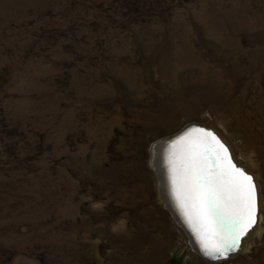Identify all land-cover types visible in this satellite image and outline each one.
Wrapping results in <instances>:
<instances>
[{
	"label": "rangeland",
	"instance_id": "obj_1",
	"mask_svg": "<svg viewBox=\"0 0 264 264\" xmlns=\"http://www.w3.org/2000/svg\"><path fill=\"white\" fill-rule=\"evenodd\" d=\"M191 122L264 214V0H0V264H264V219L210 261L163 200L153 150Z\"/></svg>",
	"mask_w": 264,
	"mask_h": 264
},
{
	"label": "water",
	"instance_id": "obj_2",
	"mask_svg": "<svg viewBox=\"0 0 264 264\" xmlns=\"http://www.w3.org/2000/svg\"><path fill=\"white\" fill-rule=\"evenodd\" d=\"M207 133H211V135H207ZM160 141H164L163 167L166 168V174L169 178L172 200L181 212L179 214L185 227H187V234L193 237L198 252L210 261H218L237 254L241 249L242 239L257 222L259 191L255 175L244 166L237 164L228 143L211 126L191 122L174 135ZM210 148L212 149L211 154L208 151ZM224 149H227V152ZM229 163L234 164L237 169L252 177V183L255 185L256 202L254 222L239 233V238L235 243L229 242L226 245L229 250L223 255L215 253L209 255L205 249V243L208 244L209 248H216L221 245V241L217 238V233L220 230L217 228V222H220L224 233H233L236 228L232 223L220 221L218 216L207 214V205L195 196L192 188L191 177L194 174L192 168L194 165L205 164L208 169L207 174L210 177L216 178L218 183H227L231 179L227 174Z\"/></svg>",
	"mask_w": 264,
	"mask_h": 264
},
{
	"label": "snow or ice",
	"instance_id": "obj_3",
	"mask_svg": "<svg viewBox=\"0 0 264 264\" xmlns=\"http://www.w3.org/2000/svg\"><path fill=\"white\" fill-rule=\"evenodd\" d=\"M211 135V133H207ZM215 139V137H212ZM223 147V145H221ZM209 153H212L210 148ZM227 152V149H224ZM193 175L191 184L195 196L207 205L208 215H215L224 223L235 225L236 231L224 233L220 222H217V238L221 241L220 247L209 248L205 243V249L209 255H223L229 249L226 245L235 243L239 238V233L244 231L253 221L255 213V185L252 177L246 175L234 164L229 163L228 175L231 177L227 183H218L216 178L210 177L207 172V165L198 164L192 168Z\"/></svg>",
	"mask_w": 264,
	"mask_h": 264
},
{
	"label": "bare ground",
	"instance_id": "obj_4",
	"mask_svg": "<svg viewBox=\"0 0 264 264\" xmlns=\"http://www.w3.org/2000/svg\"><path fill=\"white\" fill-rule=\"evenodd\" d=\"M157 143H156V146H155V148L153 150V158H154V162L156 163L155 165L157 167V170H158L157 174H159V185H160V189H161L160 190L161 191V196H162L163 200L167 203V206H168L169 210L172 212V214L174 215V217L176 218L178 223L184 228V230L186 229L185 231L187 232L188 231L187 227H185V224L183 223V221L181 219V216L179 214L181 212L179 211V209H177L176 205L174 204V202L172 200V192H171V189L169 188V178L167 177V174H166V168L164 169V167H163V165H164V163H163L164 141H160L158 144ZM232 153H233V151H232ZM233 157H234L235 161L237 162V164L242 165V166L245 165L246 167L245 166L244 167L248 170L247 165L244 162H241V160H240V158H245L242 154H241L240 158L236 157L234 154H233ZM248 171H250V170H248ZM257 185H258V183H257ZM258 191H259V189H258ZM263 219H264V214L260 210V200H259V212H258V215H257V222L248 231L246 236L242 239L241 249H242L243 245L245 244L246 239H248L252 234H254L257 231H259V229L261 228V223L263 222ZM189 238H190V241H191L192 245L194 246L195 250L198 252L199 250H198V247H197L193 237L189 235ZM232 256H230V257H232ZM221 260H224V259H220L218 261H221Z\"/></svg>",
	"mask_w": 264,
	"mask_h": 264
}]
</instances>
